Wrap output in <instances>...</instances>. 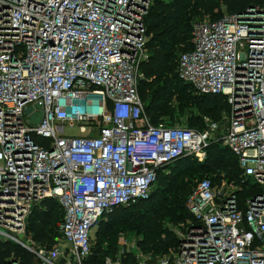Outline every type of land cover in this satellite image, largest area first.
<instances>
[{
  "label": "built area",
  "instance_id": "1",
  "mask_svg": "<svg viewBox=\"0 0 264 264\" xmlns=\"http://www.w3.org/2000/svg\"><path fill=\"white\" fill-rule=\"evenodd\" d=\"M153 1L0 0V240L41 264H89L98 220L148 198L163 166L186 155L203 162L212 141L238 157L258 191L241 206L226 182L203 178L173 253L153 258L124 244L104 264H264V0L194 22L192 50L179 57L183 82L226 97L219 136L218 122L154 126L145 114L138 83ZM37 105L41 119L28 125L25 111ZM75 122L98 133L63 134ZM46 198L63 211L51 248L18 237Z\"/></svg>",
  "mask_w": 264,
  "mask_h": 264
},
{
  "label": "trees",
  "instance_id": "2",
  "mask_svg": "<svg viewBox=\"0 0 264 264\" xmlns=\"http://www.w3.org/2000/svg\"><path fill=\"white\" fill-rule=\"evenodd\" d=\"M263 0H154L145 16L147 42L140 65L138 93L149 122L156 126L182 124L204 130L218 122L215 135L226 126L223 119L230 106L222 94L197 93L178 76L181 54L192 50V26L198 20H216L224 14L238 13ZM181 126V125H180ZM238 157L222 141H212L206 159L197 161L186 155L157 171V180L146 199L113 208L97 222L91 238L89 264H104L115 256L124 234L138 237V248L153 258L173 253L179 244L175 228L183 229L192 219L186 201L203 178L234 189L239 204L258 191L245 180ZM63 211L55 198H46L29 217L26 234L42 247L51 248L60 240L59 225ZM94 230V229H93ZM128 261V258H122ZM41 264L39 259L13 241L0 240V264Z\"/></svg>",
  "mask_w": 264,
  "mask_h": 264
},
{
  "label": "rangeland",
  "instance_id": "3",
  "mask_svg": "<svg viewBox=\"0 0 264 264\" xmlns=\"http://www.w3.org/2000/svg\"><path fill=\"white\" fill-rule=\"evenodd\" d=\"M30 108H28L25 111L24 120L28 125H36L39 121L38 122L33 121V115L35 114V112H32L31 110L33 108L32 109H30ZM59 124H61V122H59ZM177 125L182 126V124H177ZM226 125L227 124L225 123L222 125V127H224ZM97 133H98V130L94 126H92V124H90L88 122L87 123L75 122V124L73 126H69L68 123H63V134H65V135H96ZM58 229H59V227H58ZM95 229H96V227H94V230H93V238H95L94 237ZM174 230L178 236L181 234L183 229L175 228ZM18 237L20 239H22L25 243L31 244V240H30L29 236L18 235ZM120 240H121L120 245L122 246L125 244L126 247L130 251H134L135 249H137V247H139L138 246V237L135 235L124 234V235H122ZM62 243H63L62 246L69 245L68 242H66V241H64ZM61 264H64V263H61Z\"/></svg>",
  "mask_w": 264,
  "mask_h": 264
},
{
  "label": "water",
  "instance_id": "4",
  "mask_svg": "<svg viewBox=\"0 0 264 264\" xmlns=\"http://www.w3.org/2000/svg\"><path fill=\"white\" fill-rule=\"evenodd\" d=\"M30 109H32V108H30ZM35 109H37L38 111H35ZM31 111H32V112L35 111V114L33 115V121H35V122L40 121L41 116H42V112H41V110H40V107L37 105V106H36L35 108H33Z\"/></svg>",
  "mask_w": 264,
  "mask_h": 264
},
{
  "label": "crops",
  "instance_id": "5",
  "mask_svg": "<svg viewBox=\"0 0 264 264\" xmlns=\"http://www.w3.org/2000/svg\"><path fill=\"white\" fill-rule=\"evenodd\" d=\"M82 133V132H81Z\"/></svg>",
  "mask_w": 264,
  "mask_h": 264
}]
</instances>
